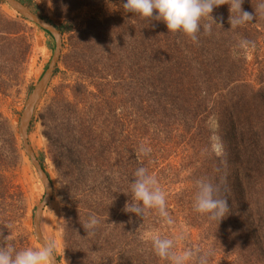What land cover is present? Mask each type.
<instances>
[{
  "label": "rangeland",
  "instance_id": "rangeland-1",
  "mask_svg": "<svg viewBox=\"0 0 264 264\" xmlns=\"http://www.w3.org/2000/svg\"><path fill=\"white\" fill-rule=\"evenodd\" d=\"M100 1L32 0L33 8L39 15L50 19L56 26L63 25L69 31L61 35V57L67 53L66 64L60 61L57 64L58 71L36 106L33 125L28 132L29 144L37 158L43 160L52 186V198L40 220L42 236L54 246L59 264H111L109 254L102 252L103 238L98 229L88 230L84 225L90 216L96 214L101 197H108L110 201L113 199L115 188L96 199L92 187L85 185L82 178L78 181L70 176L58 156L61 145H80L78 148L82 152L81 145L87 141L83 127L90 123L93 125L92 146L100 138L104 142V150L101 147L95 157L99 160L107 158L104 160L108 164L117 165L113 168V186L121 184L122 176L128 174L124 184L131 189L136 169L146 168L165 192L166 210L173 221L171 225L166 224L155 209L147 210L143 218L126 213L124 207L130 201L126 195L121 202L123 207L106 226L116 247L120 246L117 224L130 220L134 229L142 231L139 241H146L152 251V234L159 233L164 238L173 239L182 236L183 239L176 242L174 251L199 249L200 254L207 255L208 264H231L233 256L214 248L215 243L210 239L212 233L201 228L202 221L194 210L190 185L197 174L193 170L199 167L200 156L186 148L183 138L186 133L175 134L173 123L162 122L157 111L139 104L144 99L140 91L143 83L137 76L138 43L142 35L139 22L142 17L127 12L123 8L125 0H110L106 9H114L118 4V13L128 22L124 40L118 41L114 31L118 30V23L113 13L101 8ZM104 17L109 19L104 21ZM27 42L30 49L23 72L13 81L14 65L25 53ZM53 50L51 36L18 18L0 0V246L11 244L18 251L41 247L34 235L33 215L44 189L22 147L19 125L28 95L45 71ZM244 57L248 65L246 79L253 80L260 69L259 63L264 64V36L258 44L244 49ZM99 92L113 96L111 99L121 95L122 103L123 99L126 100L127 108H116V113L123 114L125 121L121 132L115 136L109 132V126H96L100 125V117L90 106L93 96L88 101L87 94L98 95ZM67 119L71 120L69 124L65 123ZM142 145L151 148L149 155L140 153ZM90 161L93 162V159ZM124 164L127 171L119 174L123 173ZM92 172L95 174L99 170L93 169ZM68 229L85 243L86 258L77 256L69 248Z\"/></svg>",
  "mask_w": 264,
  "mask_h": 264
},
{
  "label": "trees",
  "instance_id": "trees-1",
  "mask_svg": "<svg viewBox=\"0 0 264 264\" xmlns=\"http://www.w3.org/2000/svg\"><path fill=\"white\" fill-rule=\"evenodd\" d=\"M19 1L39 15L33 8L32 0ZM260 2L244 0L242 10L253 15L254 19L233 28L229 23L230 0H222L223 4L215 7L210 14L221 27L213 24L211 33H206L203 25L212 22L210 18L202 19L196 41L182 32L168 31L162 21L142 17L139 22L142 35L138 43L137 76L143 83L140 91L144 97L139 104L157 111L162 122L173 123L175 134L186 133L183 136L186 148L200 156L199 167L193 170L197 174L190 185L193 204L201 180L217 185L220 197L227 198L230 213L219 225L209 220L206 214H198L204 226L201 228L212 233L210 239L215 243L214 248L233 256L231 264H264V64L260 62L255 78L248 80V65L244 57V49L258 44L264 36V10H258ZM100 4L101 8L106 9L110 0H101ZM106 10L113 13L118 23V30L114 29L117 35L115 38L118 41L124 40L125 25L128 22L118 13L119 5ZM39 16L52 23L50 19ZM55 27L61 35L69 32L63 25ZM44 33L50 36L46 31ZM244 41L249 43L244 45ZM26 44L25 53L14 65L11 74L13 81L23 72L30 49V43ZM66 57L67 53L60 59L63 65L66 64ZM57 71L58 66L53 77ZM92 96L94 101H90V106L100 117V125L96 126H109L113 136L119 134L125 118L123 114L116 113V108H127V103H124L126 100L123 99L122 103L121 95L111 99L113 96L99 92L98 95L87 94L88 101L90 98L92 100ZM33 121L34 118L29 131ZM69 121L67 119L64 122L69 124ZM83 130L87 141L81 145L82 152L78 148L80 145H61L58 156L70 176L78 181L82 178L85 185L92 187L96 199L100 194L115 188L114 199L110 201L108 197H101L99 209L94 215L98 220L96 228L103 238L102 252L109 254L111 264H168L151 250L146 241H139L142 231L134 229L130 220L117 224L120 246L116 247V243L111 241L107 223L123 207L121 202L124 196L131 199V189H127L124 184L128 174L122 176L121 184L113 186V168H117V165L108 164L104 160L107 158L99 160L95 157L101 147L104 150V142L100 138L92 146L93 125L88 123ZM214 136L219 137L223 144V155L218 156L212 150ZM38 160L45 169L43 160ZM124 167L125 164L123 173L119 174L127 171ZM93 169L99 172L94 174ZM68 237L69 248L77 256L86 258L88 253L85 243L70 229Z\"/></svg>",
  "mask_w": 264,
  "mask_h": 264
},
{
  "label": "clouds",
  "instance_id": "clouds-1",
  "mask_svg": "<svg viewBox=\"0 0 264 264\" xmlns=\"http://www.w3.org/2000/svg\"><path fill=\"white\" fill-rule=\"evenodd\" d=\"M243 3L244 0H230L229 23L233 28L250 23L254 19L253 15L242 10ZM222 4V0H125L123 8L143 18L162 21L168 31L182 32L196 41L201 31L202 19L210 18L212 22L203 25L206 33H211L213 24L221 27L210 14L215 7ZM258 10H264V0H261ZM248 43L243 42L244 45ZM212 139L213 152L218 156L223 155L224 148L220 138L214 136ZM139 151L147 156L151 148L142 145ZM134 177L135 179L130 183L131 199L126 202L124 211L143 218L147 210L155 209L162 220L171 225L173 221L166 210V194L158 186L157 179L149 175L144 167L136 169ZM197 188L194 210L206 214L209 220L216 221L219 225L230 213L227 198H221L220 188L211 182L201 180ZM97 224V218L90 216L84 228L94 230ZM150 239L155 254L169 264H208L207 255L200 254L199 249H186L179 252L173 250L176 242L183 239L182 236L173 239L154 233ZM53 259L54 246L51 244H44L39 249L26 248L21 251L11 244L0 246V264H52Z\"/></svg>",
  "mask_w": 264,
  "mask_h": 264
},
{
  "label": "water",
  "instance_id": "water-1",
  "mask_svg": "<svg viewBox=\"0 0 264 264\" xmlns=\"http://www.w3.org/2000/svg\"><path fill=\"white\" fill-rule=\"evenodd\" d=\"M3 1L12 11H14L23 20L28 21L34 24L35 26H37L38 28L46 31L47 33L50 34V36L54 40V50L52 56L48 62L45 71L38 79L36 84L33 86L31 92L28 95L24 109L20 116V125H19V134L21 138L22 147L26 155L28 156L31 164L35 168L37 176L41 181L44 189L43 197L41 201L38 203L33 215L34 235L37 241L39 242V244L42 246L48 243L45 241L44 237L42 236L40 230V220L45 206L52 198V186L46 171L42 168L41 163L39 162L37 156L35 155L29 144L28 131L33 120L36 106L44 90L51 81L55 68L57 67V64L60 61L61 51H62V37L60 31L55 27V25L46 21L45 19H43L42 17L31 11L29 8L23 5L19 0H3ZM52 264H59L55 255Z\"/></svg>",
  "mask_w": 264,
  "mask_h": 264
}]
</instances>
